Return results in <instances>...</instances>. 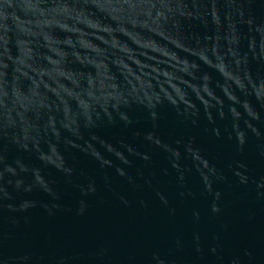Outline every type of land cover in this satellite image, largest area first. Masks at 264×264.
<instances>
[{
	"label": "water",
	"instance_id": "95a60500",
	"mask_svg": "<svg viewBox=\"0 0 264 264\" xmlns=\"http://www.w3.org/2000/svg\"><path fill=\"white\" fill-rule=\"evenodd\" d=\"M0 264H264V0H0Z\"/></svg>",
	"mask_w": 264,
	"mask_h": 264
}]
</instances>
